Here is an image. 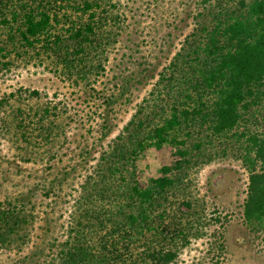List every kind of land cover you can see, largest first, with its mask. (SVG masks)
<instances>
[{"label":"rangeland","instance_id":"obj_1","mask_svg":"<svg viewBox=\"0 0 264 264\" xmlns=\"http://www.w3.org/2000/svg\"><path fill=\"white\" fill-rule=\"evenodd\" d=\"M79 1L48 0L57 22L49 43L33 48L0 19V203H12L26 217L8 245L0 243V264L53 260L81 216L79 201L104 153L118 134L127 135L130 119L159 120L171 99L166 76L171 82L179 77L203 35L200 25L212 21L218 3L236 0H93L100 27L85 54L74 55L78 38L67 28L86 17L73 7ZM3 3L0 17L10 20ZM183 131L176 135L183 143L146 147L129 166L145 184L178 157L177 147L186 151L187 162L168 173L175 181L164 204L171 209L165 218L170 229L180 221L190 233L185 243L169 244L176 251L169 264H264V233L248 230L242 220L247 169L238 142L205 127Z\"/></svg>","mask_w":264,"mask_h":264},{"label":"trees","instance_id":"obj_2","mask_svg":"<svg viewBox=\"0 0 264 264\" xmlns=\"http://www.w3.org/2000/svg\"><path fill=\"white\" fill-rule=\"evenodd\" d=\"M7 5L10 20L0 19L18 33L24 45L33 48L49 43L57 13L48 0H4L2 6ZM94 5L93 0L73 4L75 11L86 12L77 26L72 21L67 28L70 36L78 38L72 47L74 55L85 54V45L100 27ZM217 7L212 21L200 25L203 35L193 44L179 77L173 75L171 82L166 76V91L172 90L165 112L160 111L158 121L148 116L128 121L127 135L118 134L104 153V163L79 201L81 216L46 264H169L176 254L175 246L169 244L178 239L185 243L190 233L189 226L180 221L170 229L165 218L171 209L164 204V192L175 181L168 173L187 162L186 151L177 147L178 157L160 165L159 174L149 176L145 184L129 166L146 147L183 143L177 133L188 134L192 126L205 127L215 136L232 135L238 142L247 169L242 220L248 230L264 233V0L223 1ZM53 39L59 41L56 34ZM78 59L85 64L83 56ZM171 64L178 67L175 60ZM14 208L12 203H0V243L6 245L26 221ZM215 244L217 250L223 248L222 239Z\"/></svg>","mask_w":264,"mask_h":264}]
</instances>
